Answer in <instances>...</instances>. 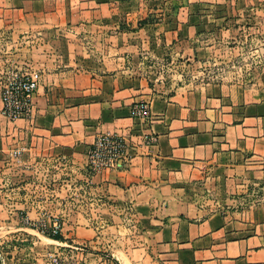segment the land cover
Listing matches in <instances>:
<instances>
[{"label": "crops", "instance_id": "1", "mask_svg": "<svg viewBox=\"0 0 264 264\" xmlns=\"http://www.w3.org/2000/svg\"><path fill=\"white\" fill-rule=\"evenodd\" d=\"M174 1L0 0V36L47 39L27 72L39 82L29 118L3 115L0 84V176L15 152L76 165L105 201L91 204L103 216L78 207L61 225L58 244L83 264H264V82L169 93L154 71L165 57H205L204 33L263 16L264 0ZM139 104L149 118L132 117ZM101 133L124 136L128 151L87 178Z\"/></svg>", "mask_w": 264, "mask_h": 264}, {"label": "rangeland", "instance_id": "2", "mask_svg": "<svg viewBox=\"0 0 264 264\" xmlns=\"http://www.w3.org/2000/svg\"><path fill=\"white\" fill-rule=\"evenodd\" d=\"M179 4V0H175L173 5ZM159 18L152 12L147 20L154 24ZM236 19L237 23L202 35L203 40L209 41L205 45L211 48L205 57H194L190 61L165 57L154 69L158 73L155 83L174 93L184 86L237 84L249 87L264 82V15ZM162 35L157 34L161 37L157 42L165 41ZM33 40V43L19 45L18 41L0 36L1 87L14 73L27 74L40 67L45 51L42 46L47 39ZM22 158V153L15 152L0 176V264H55L54 257L59 258L61 264H83L84 260L77 254L80 250L60 246L59 240L50 237L52 228L56 226L61 230L64 219L78 211V207L85 214L94 212L103 216L99 207L91 204L102 205L105 201L90 194L93 184L81 177L69 158L39 156L25 163ZM85 172L90 178L86 167ZM81 248L86 250L84 246Z\"/></svg>", "mask_w": 264, "mask_h": 264}, {"label": "built area", "instance_id": "3", "mask_svg": "<svg viewBox=\"0 0 264 264\" xmlns=\"http://www.w3.org/2000/svg\"><path fill=\"white\" fill-rule=\"evenodd\" d=\"M38 88L39 82L36 77L14 73L2 88L3 115L10 121L29 118ZM131 115L134 118L147 119L150 117L149 106L139 104L132 109ZM152 141L154 142V139ZM128 147L124 136L111 133L99 134L87 153L86 168L90 176L115 169L126 157ZM52 232L53 236L61 234V230L56 226L52 228ZM54 261L55 264L62 263L57 257H54Z\"/></svg>", "mask_w": 264, "mask_h": 264}, {"label": "trees", "instance_id": "4", "mask_svg": "<svg viewBox=\"0 0 264 264\" xmlns=\"http://www.w3.org/2000/svg\"><path fill=\"white\" fill-rule=\"evenodd\" d=\"M140 25V28L141 27H143L145 24H147V21L145 20V21H142V22H140L139 23ZM50 236V235H49ZM52 239H55V240H63V237L61 236V234L60 235H57V236H50Z\"/></svg>", "mask_w": 264, "mask_h": 264}]
</instances>
